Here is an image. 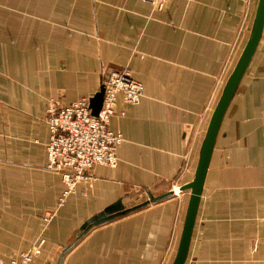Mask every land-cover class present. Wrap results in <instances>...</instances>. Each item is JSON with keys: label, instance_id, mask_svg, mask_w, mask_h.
Wrapping results in <instances>:
<instances>
[{"label": "crops", "instance_id": "crops-1", "mask_svg": "<svg viewBox=\"0 0 264 264\" xmlns=\"http://www.w3.org/2000/svg\"><path fill=\"white\" fill-rule=\"evenodd\" d=\"M259 0H0V264L28 250L66 185L47 168L48 101L94 95L105 71L131 70L139 104L119 96L116 167L96 166L44 230L31 264H172L190 190L91 228L138 189L191 182L213 110ZM124 112V114L122 113ZM126 206V205H125ZM185 264H264V31L223 117Z\"/></svg>", "mask_w": 264, "mask_h": 264}, {"label": "built area", "instance_id": "built-area-1", "mask_svg": "<svg viewBox=\"0 0 264 264\" xmlns=\"http://www.w3.org/2000/svg\"><path fill=\"white\" fill-rule=\"evenodd\" d=\"M162 10L167 0H140ZM104 98L98 115L91 114L90 96L63 104L53 98L48 101L45 122L49 128L46 144L47 168L62 175L66 188L57 207L43 215L40 236L26 251L16 254L9 264H31L42 253L46 238L44 230L56 216L57 210L76 190L81 181L95 180L92 170L96 166L116 167L119 162L118 148L124 141L121 132L110 129L119 96L127 105L139 104L144 95L143 84L135 79L128 68H112L104 72ZM124 114V112H122ZM174 193L177 192L174 190Z\"/></svg>", "mask_w": 264, "mask_h": 264}, {"label": "water", "instance_id": "water-1", "mask_svg": "<svg viewBox=\"0 0 264 264\" xmlns=\"http://www.w3.org/2000/svg\"><path fill=\"white\" fill-rule=\"evenodd\" d=\"M263 31H264V0H259L248 41L233 71L231 72L229 78L226 81L221 96L209 120L207 131L201 146L199 160L196 167L194 178L191 182L179 188L180 191L190 190V197H189V202L187 206L181 237L179 240L178 249L172 264H185L187 260L193 229L195 226L196 216L198 212V207L201 199V194L203 191V186L207 175V170L209 168L211 155L216 143L217 135L219 133L220 126L223 117L226 113V110L259 46V43L263 36ZM103 98H104V85L103 83H101L99 90L90 97V108L92 115L95 116L98 115L99 110L102 106ZM173 194H174L173 190H170L169 192L159 196H154L149 192L148 200L130 208H127L123 203V200L119 199L116 202L109 205L108 207H106L103 211L90 217L80 227V231L76 241L82 238L94 226L110 222L125 214L134 212L150 204L162 201L168 197L173 196ZM71 247L72 245L65 248L57 264H61L65 252H67Z\"/></svg>", "mask_w": 264, "mask_h": 264}, {"label": "rangeland", "instance_id": "rangeland-1", "mask_svg": "<svg viewBox=\"0 0 264 264\" xmlns=\"http://www.w3.org/2000/svg\"><path fill=\"white\" fill-rule=\"evenodd\" d=\"M171 190H175V188L171 189ZM149 192L151 194H153L154 196H159V192H155V191H148L146 189H138L137 191H134L133 194H131V196H129V199H126L124 202H125V205L127 208H130V207H134L136 205H139L143 202H145L146 200L149 199ZM180 191H178L177 193H179ZM177 194H173V196H175ZM154 204V203H153ZM152 205V204H150ZM149 206V205H148ZM55 218V217H54ZM53 218V219H54ZM43 224H45L44 220H43V216H41V227H43ZM42 229L41 228V232H42Z\"/></svg>", "mask_w": 264, "mask_h": 264}, {"label": "bare ground", "instance_id": "bare-ground-1", "mask_svg": "<svg viewBox=\"0 0 264 264\" xmlns=\"http://www.w3.org/2000/svg\"><path fill=\"white\" fill-rule=\"evenodd\" d=\"M175 191H176V192H178V191H179V188H178V187H176V188H175Z\"/></svg>", "mask_w": 264, "mask_h": 264}]
</instances>
